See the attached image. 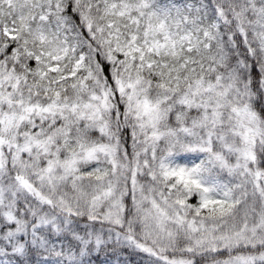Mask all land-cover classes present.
I'll return each instance as SVG.
<instances>
[{"label":"snow or ice","instance_id":"snow-or-ice-1","mask_svg":"<svg viewBox=\"0 0 264 264\" xmlns=\"http://www.w3.org/2000/svg\"><path fill=\"white\" fill-rule=\"evenodd\" d=\"M0 264H264V0H0Z\"/></svg>","mask_w":264,"mask_h":264}]
</instances>
